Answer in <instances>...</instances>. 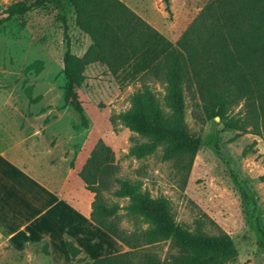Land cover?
<instances>
[{"label": "rangeland", "instance_id": "obj_1", "mask_svg": "<svg viewBox=\"0 0 264 264\" xmlns=\"http://www.w3.org/2000/svg\"><path fill=\"white\" fill-rule=\"evenodd\" d=\"M14 1L0 0V18ZM122 1L175 42L209 0H169L170 12L164 0ZM64 21L70 50L81 56L90 39L76 26L67 0H44L42 6L0 25V122L8 136L6 145L14 152L23 131L28 137L27 161L32 163L33 155L41 178H53L50 185L57 188L61 181H54L64 176L79 181L77 172L102 140L113 152L117 176L138 182L153 198H167L176 222L191 229L200 226L211 234H229L238 255L227 264H264V181L260 179L264 174V140L250 131L226 128L217 117L203 118L187 97L185 120L201 140L187 176L173 161L162 160L160 149L140 159L129 155L130 147L144 139L117 116L129 108L130 97L141 81L113 76L100 63L88 65L85 81L75 89L85 115L83 123L63 99ZM146 82L162 98L164 85L152 79ZM241 106L234 107L232 114H239ZM78 189L72 192L86 210L92 193L81 196ZM101 196L108 205L127 204L126 199L109 191H101ZM121 225L130 229L132 222L123 218ZM96 240L101 246L106 243L104 237ZM44 243L41 240L25 249H14L0 238V264H54L42 252ZM168 248V243H160L153 250L164 257ZM54 252L60 257L58 244H54ZM91 258L70 264H90Z\"/></svg>", "mask_w": 264, "mask_h": 264}, {"label": "trees", "instance_id": "obj_2", "mask_svg": "<svg viewBox=\"0 0 264 264\" xmlns=\"http://www.w3.org/2000/svg\"><path fill=\"white\" fill-rule=\"evenodd\" d=\"M67 1L76 26L90 39L81 56L72 53L64 21L63 99L83 123L75 89L85 81L86 67L100 63L113 76L141 81L129 108L117 116L144 139L130 147L131 156L140 159L160 149L161 159L173 161L187 176L201 143L185 120L187 97L203 118L218 117L224 127L250 131L264 140V0H209L175 42L122 0ZM164 2L170 12L169 0ZM43 4L44 0L14 1L3 10L0 25ZM150 79L164 85L162 98L146 82ZM240 104V113L232 114ZM117 172L113 152L102 140L78 171L93 193L90 219L128 248L90 259V264H227L237 257L229 234L176 222L167 198L151 197L138 182ZM260 179L264 181V174ZM101 191L127 204L108 205ZM123 218L132 222L130 229L121 225ZM160 243L169 245L164 257L153 250ZM65 246L73 263L88 260L69 236ZM42 250L49 254L47 247Z\"/></svg>", "mask_w": 264, "mask_h": 264}, {"label": "crops", "instance_id": "obj_3", "mask_svg": "<svg viewBox=\"0 0 264 264\" xmlns=\"http://www.w3.org/2000/svg\"><path fill=\"white\" fill-rule=\"evenodd\" d=\"M7 138L0 122V238L6 244L14 249H25L44 240L42 249L47 247L48 256L54 264L72 262L65 246V236L72 238L91 259L126 250L124 244L110 234L107 236L108 233L90 219L93 193L85 188L78 172L79 181L72 176H64L54 181H61L56 188L50 185L53 178H41L33 155L32 163L27 161L30 153L25 146L28 141L25 133L20 131V141L14 152L6 145ZM77 188L81 196L88 197L92 193V200L86 210L83 203L78 202L76 193L72 192V189ZM80 223L86 228L80 227ZM106 236L115 240L111 241ZM101 237L106 239L102 246L96 240ZM54 244L62 249L60 257L54 252Z\"/></svg>", "mask_w": 264, "mask_h": 264}, {"label": "water", "instance_id": "obj_4", "mask_svg": "<svg viewBox=\"0 0 264 264\" xmlns=\"http://www.w3.org/2000/svg\"><path fill=\"white\" fill-rule=\"evenodd\" d=\"M218 118V117H217Z\"/></svg>", "mask_w": 264, "mask_h": 264}]
</instances>
